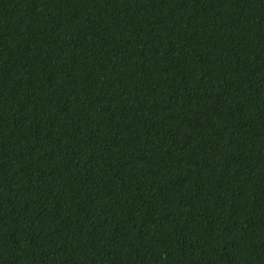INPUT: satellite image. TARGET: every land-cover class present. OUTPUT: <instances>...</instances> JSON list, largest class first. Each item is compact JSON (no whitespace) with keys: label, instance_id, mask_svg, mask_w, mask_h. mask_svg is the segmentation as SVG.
<instances>
[{"label":"trees","instance_id":"1","mask_svg":"<svg viewBox=\"0 0 264 264\" xmlns=\"http://www.w3.org/2000/svg\"><path fill=\"white\" fill-rule=\"evenodd\" d=\"M0 264H264V0H0Z\"/></svg>","mask_w":264,"mask_h":264}]
</instances>
